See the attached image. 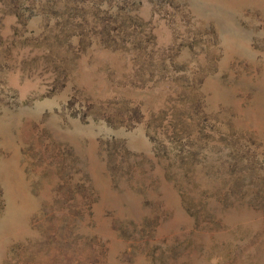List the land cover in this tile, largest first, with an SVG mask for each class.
Returning a JSON list of instances; mask_svg holds the SVG:
<instances>
[{
	"label": "rangeland",
	"instance_id": "1",
	"mask_svg": "<svg viewBox=\"0 0 264 264\" xmlns=\"http://www.w3.org/2000/svg\"><path fill=\"white\" fill-rule=\"evenodd\" d=\"M0 264H264V0H0Z\"/></svg>",
	"mask_w": 264,
	"mask_h": 264
}]
</instances>
